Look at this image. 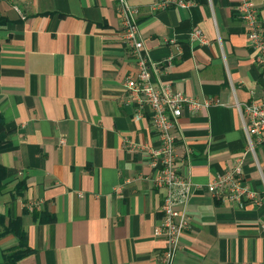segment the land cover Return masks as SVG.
Returning a JSON list of instances; mask_svg holds the SVG:
<instances>
[{
    "label": "crops",
    "instance_id": "0c3cea01",
    "mask_svg": "<svg viewBox=\"0 0 264 264\" xmlns=\"http://www.w3.org/2000/svg\"><path fill=\"white\" fill-rule=\"evenodd\" d=\"M128 1L158 65L154 79L215 102L179 119L176 154L193 187L174 264H264V143L250 152L236 107L263 98L264 65L238 16L241 0ZM161 1L170 4L152 10ZM252 1L264 30V0ZM0 17V112L12 133L0 153L11 182L0 209L21 220L34 250L20 264H161L162 194L150 164L159 139L150 112L137 119L128 98L138 68L116 0H0ZM198 29L209 44L191 42ZM239 159L259 206L207 190ZM21 180L27 188L13 198ZM18 242L1 241L0 261Z\"/></svg>",
    "mask_w": 264,
    "mask_h": 264
},
{
    "label": "built area",
    "instance_id": "2783aa9c",
    "mask_svg": "<svg viewBox=\"0 0 264 264\" xmlns=\"http://www.w3.org/2000/svg\"><path fill=\"white\" fill-rule=\"evenodd\" d=\"M116 2L121 17L124 43L136 59L138 68L136 76L128 78L125 82L128 98L138 106L137 119H141L146 110L150 112L153 129L159 139V146L150 149V164L155 170L151 181L162 194V219L155 228V236L166 242L161 264H174L182 238L190 229L187 206L193 187L189 173L183 170L185 163L180 161L176 154L179 119L186 108L196 112L215 102L201 103L175 91L171 85L154 79L153 75L158 71V65L145 52L138 22L139 10L128 0ZM178 3L187 6L182 1ZM169 4V1L156 2L152 5V10L166 8ZM237 12L241 21L248 27L250 45L257 50L258 60L264 65V30L258 7L252 0H241ZM190 40L200 45L209 44V40L200 29L191 33ZM236 107L243 123L248 148L250 152L255 153V140L264 143V96L251 104L237 103ZM126 145L128 148L135 147L129 141H126ZM207 190L215 197L240 202L242 205L252 203L259 206L262 203L257 191L245 183L240 159L230 170L209 183ZM35 206L32 204L28 208L33 210ZM261 227L264 228V219Z\"/></svg>",
    "mask_w": 264,
    "mask_h": 264
},
{
    "label": "trees",
    "instance_id": "16d2710c",
    "mask_svg": "<svg viewBox=\"0 0 264 264\" xmlns=\"http://www.w3.org/2000/svg\"><path fill=\"white\" fill-rule=\"evenodd\" d=\"M7 20L0 17V27L6 24ZM11 131L8 129L7 121L4 115L0 112V153L10 148V135ZM9 170L0 162V194L8 191L11 186L9 181ZM27 188V183L24 180L19 181L11 193L13 198L20 196ZM35 219L39 218V213H34ZM40 221L50 222L52 218L41 216ZM8 235H13L18 238V244L16 246L2 250V260L0 264H20V262L34 253L28 243V235L23 229L21 220H10L8 222L7 216L1 212L0 209V243Z\"/></svg>",
    "mask_w": 264,
    "mask_h": 264
}]
</instances>
